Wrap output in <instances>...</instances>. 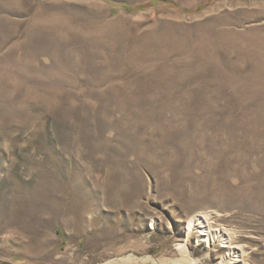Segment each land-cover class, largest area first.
I'll return each mask as SVG.
<instances>
[{
	"label": "rangeland",
	"instance_id": "374dc122",
	"mask_svg": "<svg viewBox=\"0 0 264 264\" xmlns=\"http://www.w3.org/2000/svg\"><path fill=\"white\" fill-rule=\"evenodd\" d=\"M231 246L264 264V0H0V264Z\"/></svg>",
	"mask_w": 264,
	"mask_h": 264
},
{
	"label": "bare ground",
	"instance_id": "6f19581e",
	"mask_svg": "<svg viewBox=\"0 0 264 264\" xmlns=\"http://www.w3.org/2000/svg\"><path fill=\"white\" fill-rule=\"evenodd\" d=\"M208 215V214H207ZM198 231V240L205 244H211L216 241L222 243L223 246L230 245L229 234L221 229H212L209 217L206 215H194L188 222V234ZM237 246H231L225 256L222 257L221 264H240L241 259L238 254ZM182 249L186 251V245H182ZM176 264H201L196 259L182 258L176 261Z\"/></svg>",
	"mask_w": 264,
	"mask_h": 264
},
{
	"label": "trees",
	"instance_id": "16d2710c",
	"mask_svg": "<svg viewBox=\"0 0 264 264\" xmlns=\"http://www.w3.org/2000/svg\"><path fill=\"white\" fill-rule=\"evenodd\" d=\"M119 5V4H118ZM121 5H123V6H125V7H132L131 5L129 6V5H127V4H121Z\"/></svg>",
	"mask_w": 264,
	"mask_h": 264
}]
</instances>
